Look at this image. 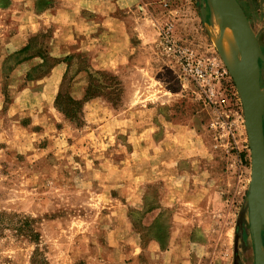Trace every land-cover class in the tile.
<instances>
[{
	"label": "rangeland",
	"instance_id": "1",
	"mask_svg": "<svg viewBox=\"0 0 264 264\" xmlns=\"http://www.w3.org/2000/svg\"><path fill=\"white\" fill-rule=\"evenodd\" d=\"M98 2L115 20L113 44L104 38L92 52L106 69H91V55L57 58V42L48 57L52 29L9 55L0 72V214L33 220L39 257L48 264H254L243 110L210 32L216 31L214 10L223 8L211 0ZM236 2L264 57V0ZM30 21L27 15L23 23ZM0 26L3 39L8 32ZM4 41L0 57L10 53ZM173 45L193 57L185 63ZM33 55L42 62L25 77H8L15 63ZM208 59L225 70L221 82L209 74ZM59 61L67 78L78 70L115 78L88 79L84 92L91 83V93L102 94L80 114L72 112L71 121L54 107L62 78L57 84L43 79ZM197 67L206 70L201 80L191 74ZM257 84L264 88L261 61ZM207 88L215 94L210 101ZM140 128L166 142L158 141V149L140 144L134 133ZM186 138L203 146L202 166L222 170L227 184L205 187L207 199L198 192L194 204L184 206L174 198L180 184L167 182L185 160ZM8 222L0 264H30L35 244L15 237ZM261 235L264 250L263 229Z\"/></svg>",
	"mask_w": 264,
	"mask_h": 264
},
{
	"label": "crops",
	"instance_id": "2",
	"mask_svg": "<svg viewBox=\"0 0 264 264\" xmlns=\"http://www.w3.org/2000/svg\"><path fill=\"white\" fill-rule=\"evenodd\" d=\"M109 11V7L101 8L98 0H6L4 3L0 2V23H3L4 31L8 32L7 35H1L3 39L0 40H5L2 44L3 50L10 52L8 55L0 57V72L9 55L26 47L28 40L31 38L49 30L52 31V29L54 30L53 35L50 32L47 41H45L47 42V47H45L48 57H53L51 46L55 45L56 42L59 46L62 45L57 58L63 55L67 56L70 53H82L92 56V52L101 45L104 38H110L109 45H112L115 20L111 17ZM27 15L32 20L29 24L23 23ZM7 17L12 20L9 24H7ZM107 42L108 40H106ZM63 48H68V50ZM1 52L3 51H0V54ZM99 59V57L96 59L93 56L90 58L91 69H106V67L101 66L104 64H95L97 60H101ZM41 62V58L36 55L26 57L13 65L8 77H25L27 72ZM65 71L66 65L59 61L44 74L43 79L50 84L51 81L57 84ZM87 80L88 74L85 71H81L73 77L70 83V95L74 99L77 100L83 96ZM134 133L140 144L151 146L150 143H152L155 149H158V145H156L158 141L161 143L166 142V138L163 140L157 139L158 141H156L154 140L156 136L146 135V129L140 128ZM195 142L197 143L196 146L188 139L187 145L190 146L185 153V160L180 162L179 169L172 172L174 177L171 175L170 182H167L171 183L176 180L180 184V191L174 195V198L181 201L179 204L184 206L194 204L198 192L204 193L201 194V197L207 199L208 196L205 194L207 191L220 189L223 187L222 185L227 184L226 176L223 175L222 170L202 166V160L198 159V155L201 153L203 146L201 147L197 140ZM169 171L171 172V170ZM172 203L164 204L160 202V205H175L174 200Z\"/></svg>",
	"mask_w": 264,
	"mask_h": 264
},
{
	"label": "water",
	"instance_id": "3",
	"mask_svg": "<svg viewBox=\"0 0 264 264\" xmlns=\"http://www.w3.org/2000/svg\"><path fill=\"white\" fill-rule=\"evenodd\" d=\"M211 1L229 12L227 14L240 38L243 75L241 86L237 91L243 110L251 164L248 206L251 217L254 264H259L260 248L262 247L261 230H264V134L262 124L264 103L256 104L254 92L258 87V61L264 62V57L258 49L254 34L236 0Z\"/></svg>",
	"mask_w": 264,
	"mask_h": 264
},
{
	"label": "trees",
	"instance_id": "4",
	"mask_svg": "<svg viewBox=\"0 0 264 264\" xmlns=\"http://www.w3.org/2000/svg\"><path fill=\"white\" fill-rule=\"evenodd\" d=\"M27 47V46H26ZM26 47H24L19 52L23 51ZM34 56V55H33ZM83 70H78L77 73L81 72ZM75 73L72 75V77L67 78V76L64 74L62 77V80L60 82L59 90L57 92V95L55 97L54 101V107L55 109L60 112L65 119L72 120L73 117L71 116V113L74 112V114H80L81 108L84 103H86L88 100L94 98V94L100 95V91H96L94 93H91V83L87 86L84 92V96L81 100H75L73 99L69 94V85L73 79V77L77 74ZM105 76L107 77L110 82L115 81V78L113 76H107L104 75L102 72H92L88 74V79H92L93 76ZM98 89V88H97ZM93 91V90H92ZM72 109V111L70 110ZM73 114V115H74ZM8 220V221H5ZM11 223L12 227H10V230L13 232V235L17 238H24L25 240L35 244V250L32 254L30 264H48L46 259L42 256L39 257L40 251L38 248V242H39V234L36 231V228L34 226L33 220L26 218L24 216H20L17 214L13 215H6V214H0V236L4 229L6 228V223Z\"/></svg>",
	"mask_w": 264,
	"mask_h": 264
},
{
	"label": "bare ground",
	"instance_id": "5",
	"mask_svg": "<svg viewBox=\"0 0 264 264\" xmlns=\"http://www.w3.org/2000/svg\"><path fill=\"white\" fill-rule=\"evenodd\" d=\"M229 20L230 17L226 14V11L223 9L214 10L216 31L214 32L212 29L210 32L212 34V42L219 52L221 59L238 90L241 86L240 84L243 75V62L239 45L240 38L236 28L229 23ZM254 99L256 104L261 105L264 103V88L261 90L260 87H257L254 92ZM259 264H264L263 247L260 248Z\"/></svg>",
	"mask_w": 264,
	"mask_h": 264
},
{
	"label": "built area",
	"instance_id": "6",
	"mask_svg": "<svg viewBox=\"0 0 264 264\" xmlns=\"http://www.w3.org/2000/svg\"><path fill=\"white\" fill-rule=\"evenodd\" d=\"M170 49H172L171 50L172 52L178 53L179 56H182L181 59H183L185 63H187V61L193 57V52L189 49H179L176 48L175 45H173V48ZM207 61L209 63V68H210L209 74H213L215 80L217 82H221L226 76L225 70L218 64L216 60L212 59V61H209L208 59ZM191 74L196 79L201 80L205 77L206 70L197 67L194 71H191ZM205 94L209 101L211 97L215 98L214 91L211 88H207ZM214 102L217 103L215 100ZM224 126H229V124L225 123Z\"/></svg>",
	"mask_w": 264,
	"mask_h": 264
}]
</instances>
